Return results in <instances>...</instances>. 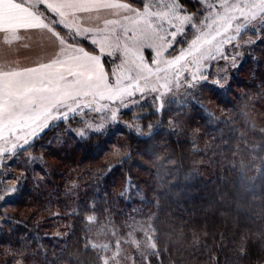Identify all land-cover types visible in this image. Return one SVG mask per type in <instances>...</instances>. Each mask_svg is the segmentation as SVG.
I'll list each match as a JSON object with an SVG mask.
<instances>
[{
  "label": "trees",
  "instance_id": "1",
  "mask_svg": "<svg viewBox=\"0 0 264 264\" xmlns=\"http://www.w3.org/2000/svg\"><path fill=\"white\" fill-rule=\"evenodd\" d=\"M249 39L225 89L207 81L161 112L137 106L86 142L63 123L46 130L23 151L41 163L0 201V264H101L85 246L92 225L123 233L139 212L156 230L151 264H264V38Z\"/></svg>",
  "mask_w": 264,
  "mask_h": 264
},
{
  "label": "snow or ice",
  "instance_id": "2",
  "mask_svg": "<svg viewBox=\"0 0 264 264\" xmlns=\"http://www.w3.org/2000/svg\"><path fill=\"white\" fill-rule=\"evenodd\" d=\"M197 4L198 10L188 14L179 0H141L140 4L134 0H0V33L5 42L9 37L19 39L21 29L37 30L59 48L51 59L34 67H0V158L6 154L14 158L18 149L27 151L25 146L60 123L86 142L92 134H103L108 122H118L125 114L122 110L144 107L148 95L161 112L173 88L193 90L211 79V62L231 60L232 67H237L243 49L255 43L251 39L241 43L242 33L264 38V0H197ZM93 12H107L112 18L90 16L102 20V27H82L79 14ZM190 32L195 38L189 41ZM185 43L186 47L174 54L176 46ZM145 49L153 53L150 60L145 59ZM103 57L111 59L102 61ZM105 64L110 65L107 71ZM220 71L226 69L219 68L212 83L223 87L222 80L228 77H220ZM184 95L194 97L195 93ZM137 119L133 117V122ZM73 123L82 127L72 129ZM153 127L149 125L148 135ZM136 132L145 135L140 127ZM251 163L242 164V171ZM261 172L264 174V169ZM3 182L0 180V185ZM19 183L17 180L16 187L3 189L0 201L16 193ZM242 187L248 190L247 185ZM96 219L93 205L85 223ZM131 219L124 242L136 247L143 257L141 262L133 257V264H151L152 256L160 257L152 217L147 225ZM137 231L143 233L140 240L135 238ZM113 236H119L114 226ZM85 246L98 253L101 264H120V238L115 239L111 257L99 254L111 250L108 243L87 240ZM240 253L247 254V248L242 246Z\"/></svg>",
  "mask_w": 264,
  "mask_h": 264
},
{
  "label": "rangeland",
  "instance_id": "3",
  "mask_svg": "<svg viewBox=\"0 0 264 264\" xmlns=\"http://www.w3.org/2000/svg\"><path fill=\"white\" fill-rule=\"evenodd\" d=\"M119 2H126V1L119 0ZM152 2L156 3L157 0H152ZM134 3L140 4L141 0H134ZM184 10L186 11V9H184ZM186 12L188 14H193V13H190L188 11H186ZM185 27L187 29L188 26H185ZM193 38H195V37L190 32L189 35H188V40L190 41ZM182 46L186 47V43L183 44V45H177L176 46L177 53H174V54H178V51H179L180 47H182ZM226 47L230 49V48H232V45H228ZM144 53H145V59L146 60H150V57L153 54V53H151V50L150 49H145ZM109 59H111V58L103 57L102 61L103 60H109ZM239 63H240V61L237 58L236 64L238 65ZM211 64H212V67H213V70H211L212 67L210 68V71H211V74H212V78L208 80V82H211V83H212V79L217 78V71H218L219 68L226 69V71H220L219 72V76L220 77H225V76L229 77L230 70L233 69L231 60H228V61H224V60L213 61V62H211ZM109 68H110V65L105 64V70L107 71V70H109ZM227 80H228V78L226 80H222V83L224 85L223 87H220L219 85H217V87H215V88L219 89V90L227 88V86L225 84L227 82ZM187 91H189V89H187L186 87L181 88L179 90H176L175 88H173V91L168 93L166 95V97H165L166 104H167L168 101H171V100H174V99L183 98L185 96L184 95L185 92H187ZM145 105H149V106L153 107L154 109H156L155 106L153 105V102H152V99H151V95H148L147 102H146ZM137 106H139V105H137ZM137 106H135V107H137ZM122 111H127V110H122ZM77 119H79V117H77ZM96 122L97 123L100 122L98 116L96 118ZM111 125H113V123L112 122H108V124L106 125L105 129L109 128V126H111ZM80 127H82V125L78 124V123H73L71 125L72 129H76V128H80ZM72 132L75 135V131H72ZM75 137H76V135H75ZM76 138L79 139V137H76ZM53 140L58 141V138H55ZM25 147L28 148L29 146H25ZM20 151H22V152H20ZM23 151H24L23 149H18V153L19 154L17 156H15L14 158L11 157V156H7V154H6L5 158H0V180L4 181L3 184L0 185V193H2L3 189H11L13 187H16L17 186L16 185V181L17 180L20 181L19 186H18L19 190L16 193H14L11 196H9L7 199L13 198V197H15L17 195V193L21 190L22 186H24L26 172L27 171L31 172V168L32 167L36 170L35 163L40 164L41 161H42L40 156H35L33 153H26L25 154ZM30 158H34V161H33V159H30ZM10 161H12L11 164H10ZM42 169H43V165L41 164V166L37 169L38 170L37 172H39ZM36 174H38V173H36ZM34 179L35 180L38 179V175H36L34 177ZM141 214H142V212L136 213L133 217L135 218L136 221L143 222L145 225H147L149 223L148 222L149 219H147L148 221L146 219H142L141 218L142 217ZM130 223H132V219L130 220ZM104 228H105L104 226H103V228H100V227H97L96 225H92V228H91V231H92L91 240L99 241L100 243H108L110 245L111 250L109 252H107L106 256L111 257L112 256V251L115 249V239L116 238H120L121 239V243H122L121 255L118 258L120 260V264H132V258L134 256H136V255L140 256V254H139V250L136 247L132 246L130 243H125L124 242V238H125L127 232L129 231L128 226H127V228L125 229V231L123 233L115 230L117 233H119L118 237H114L113 236V228L108 229V233L105 232ZM98 233H99V235H98ZM142 236H143L142 232L137 231L135 233V238L137 240H140L142 238ZM110 264H112V261H110Z\"/></svg>",
  "mask_w": 264,
  "mask_h": 264
},
{
  "label": "crops",
  "instance_id": "4",
  "mask_svg": "<svg viewBox=\"0 0 264 264\" xmlns=\"http://www.w3.org/2000/svg\"><path fill=\"white\" fill-rule=\"evenodd\" d=\"M82 27H94L97 24L102 27L103 21L90 19L101 15L105 18H111L107 12L102 13H82ZM60 30L66 32L60 26ZM17 35L19 39L9 37L8 42H5L4 35L0 33V67L24 68L34 67L39 63L47 62L59 50L58 44L53 43V40L48 35L37 30H19Z\"/></svg>",
  "mask_w": 264,
  "mask_h": 264
}]
</instances>
